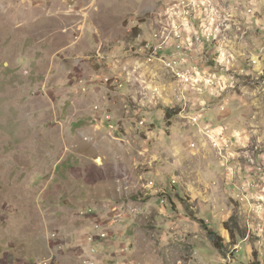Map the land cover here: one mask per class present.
Here are the masks:
<instances>
[{
	"label": "rangeland",
	"instance_id": "obj_1",
	"mask_svg": "<svg viewBox=\"0 0 264 264\" xmlns=\"http://www.w3.org/2000/svg\"><path fill=\"white\" fill-rule=\"evenodd\" d=\"M244 1L232 21L214 0L213 20L191 0H0V264H264V0L256 22ZM199 15L209 88L188 78L213 62L185 54Z\"/></svg>",
	"mask_w": 264,
	"mask_h": 264
},
{
	"label": "crops",
	"instance_id": "obj_2",
	"mask_svg": "<svg viewBox=\"0 0 264 264\" xmlns=\"http://www.w3.org/2000/svg\"><path fill=\"white\" fill-rule=\"evenodd\" d=\"M167 1H169V3H174L176 1L178 2V1H183V0H167ZM240 1L242 2V3H240L241 5L239 4ZM240 1L214 0V2L216 3V6L219 8L220 12L221 13L227 12V14L231 17L232 21H233V15L239 16V14L236 12V10L233 11V5H234V8H239L243 4H244V6H246L244 0H240ZM249 3H250L249 5L247 4V11H246L244 17H249L251 22H256L257 20L262 21L261 19H259L258 16H256V13H254V11L257 12V10L253 6L256 3H258V0H249ZM203 12H205V11L203 10ZM204 14H206V16L208 18H210L207 10H206V13H204ZM203 18L204 17L201 15H199L198 17L195 18V24L197 25V28L201 33L202 39H201V41L196 43V45L194 47H190V48L186 49V56L190 57L192 59L197 58L198 62H200V63L206 62V61L210 62V60H213V62L208 63L205 66V68L200 69V71L198 73H196V77H194V75H191L188 77V78H190L189 82L190 81H192V82L196 81L197 83L195 82L194 84L202 85V86L209 88L212 85V83H214L213 85H215L218 82H220L222 79H224V75H219L218 72H214V75L216 76L215 80H212V78H210L211 75L213 74L211 72L213 68H220L221 67L220 69H222V70H223V68H222V64H220V61H219V58H221V57H220V55H218L219 53L216 50L218 45H220V43L218 42V40L215 42L214 41L208 42L204 39V34H203L204 29L203 28L206 26L205 22L207 19L204 18V20H203ZM255 18H256V20H255ZM229 32H230V30L226 32V36H225L227 38V41H228L227 45H229L227 47H229L230 49L233 50V31H231L230 33ZM227 41L225 39V41H222V43H225ZM219 48H224V47L221 45V46H219ZM178 50H179V48L177 46L169 48V52H175ZM165 51H167V49ZM194 55H195V57H194ZM231 62H233V55L232 54H231L230 58L228 59V61H226V63H225L226 66L230 68ZM219 64H220V66H219ZM200 72L204 75H202ZM206 80H211V81L209 82ZM231 114H233V110L231 111ZM248 246L245 247L246 254H248V252H249ZM250 248H252V247L250 246Z\"/></svg>",
	"mask_w": 264,
	"mask_h": 264
},
{
	"label": "built area",
	"instance_id": "obj_3",
	"mask_svg": "<svg viewBox=\"0 0 264 264\" xmlns=\"http://www.w3.org/2000/svg\"><path fill=\"white\" fill-rule=\"evenodd\" d=\"M191 3H199L200 5H202L203 7H206V10L208 11V15L209 17H212L213 14H215V5L213 3V0H191ZM202 9V8H201ZM219 13V11H218ZM213 20V17H212ZM212 24V23H211ZM212 26V25H211ZM210 26V28H212V35H207V39L208 37H215L218 38V35L220 34V30L217 28V25H213L212 27ZM209 28V27H208ZM203 34H205V30L203 31ZM197 42V40H196ZM195 42V43H196ZM192 47V46H190ZM189 47V48H190ZM184 53V51L180 52V54ZM186 54V52H185ZM45 264H48V262H46ZM51 264V263H50Z\"/></svg>",
	"mask_w": 264,
	"mask_h": 264
},
{
	"label": "trees",
	"instance_id": "obj_4",
	"mask_svg": "<svg viewBox=\"0 0 264 264\" xmlns=\"http://www.w3.org/2000/svg\"><path fill=\"white\" fill-rule=\"evenodd\" d=\"M77 128L83 127L88 125V122L86 121H79L78 123H76ZM208 233L210 235L211 240L214 242L215 246H217V248L221 249V244L220 242H222V237L220 235H218V233L216 231H214L213 229H208Z\"/></svg>",
	"mask_w": 264,
	"mask_h": 264
},
{
	"label": "bare ground",
	"instance_id": "obj_5",
	"mask_svg": "<svg viewBox=\"0 0 264 264\" xmlns=\"http://www.w3.org/2000/svg\"><path fill=\"white\" fill-rule=\"evenodd\" d=\"M183 9H185V7L183 8ZM184 12H185V10H184ZM176 13H177V11H176ZM175 14V13H174ZM176 39H173L172 41L174 42ZM165 41H167V40H165ZM169 42H171V41H169ZM165 43V42H164ZM148 45H151V44H153V43H147ZM157 46L159 47V48H163L164 46H163V42H161V43H159V44H157Z\"/></svg>",
	"mask_w": 264,
	"mask_h": 264
}]
</instances>
